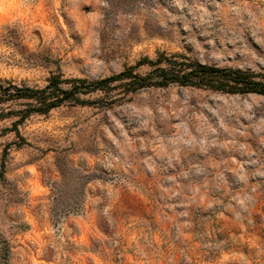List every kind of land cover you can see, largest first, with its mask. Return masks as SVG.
Instances as JSON below:
<instances>
[{
  "label": "rangeland",
  "instance_id": "1",
  "mask_svg": "<svg viewBox=\"0 0 264 264\" xmlns=\"http://www.w3.org/2000/svg\"><path fill=\"white\" fill-rule=\"evenodd\" d=\"M162 51L264 72V0H0V78L97 80ZM85 97L31 115L21 146L0 118V264H264V96Z\"/></svg>",
  "mask_w": 264,
  "mask_h": 264
},
{
  "label": "trees",
  "instance_id": "2",
  "mask_svg": "<svg viewBox=\"0 0 264 264\" xmlns=\"http://www.w3.org/2000/svg\"><path fill=\"white\" fill-rule=\"evenodd\" d=\"M144 65H148L149 70L143 73L138 68ZM173 85L264 96V72L218 66L194 60L184 53L162 51L156 59L146 57L119 74L97 80L86 77L65 78L61 74H54L44 87H33L23 82L0 78V118L16 117L12 127L7 129L16 132L21 139L17 145L21 146L27 141L21 135L20 125L33 114H47L66 102L90 104L94 101L85 96L93 93H111L115 90L131 93L151 87L168 88ZM8 104L20 108H3ZM11 145L12 143H8L4 149L2 172ZM0 250L5 262L9 249L1 237Z\"/></svg>",
  "mask_w": 264,
  "mask_h": 264
}]
</instances>
